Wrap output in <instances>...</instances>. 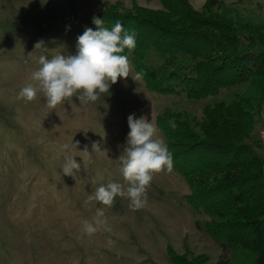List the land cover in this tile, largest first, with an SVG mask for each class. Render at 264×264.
Instances as JSON below:
<instances>
[{"label": "rangeland", "instance_id": "374dc122", "mask_svg": "<svg viewBox=\"0 0 264 264\" xmlns=\"http://www.w3.org/2000/svg\"><path fill=\"white\" fill-rule=\"evenodd\" d=\"M116 1L162 7L159 0H0V264H171L167 246L189 257L206 253L213 264L221 255L219 244L196 225L208 217L193 212L189 187L173 169L155 175L142 209L131 211L127 199L115 198L105 209L111 232L83 235L81 222L104 207L95 201L85 205L95 188L123 182L118 158L126 147L129 115L144 116L158 128L156 116L165 108L199 115L205 103L231 100L245 87L195 101L155 93L129 76L86 106L73 97L72 104L49 113L42 91L31 102L17 99L41 55L76 54L77 37L86 28L96 30L86 19ZM224 1L246 20L264 21V0ZM190 2L199 8L204 0ZM41 40L44 46L34 49ZM253 120L250 140L263 145L264 155V117L256 112ZM77 141V151L86 146L91 153L86 168L82 153L63 149ZM67 155H77V180L63 176Z\"/></svg>", "mask_w": 264, "mask_h": 264}, {"label": "trees", "instance_id": "16d2710c", "mask_svg": "<svg viewBox=\"0 0 264 264\" xmlns=\"http://www.w3.org/2000/svg\"><path fill=\"white\" fill-rule=\"evenodd\" d=\"M159 1L161 8L106 2L86 22L96 28L99 17L110 30L120 21L135 32L130 62L155 93L202 101L245 87L231 100L205 103L199 115L165 108L156 124L189 187L188 204L208 217L196 225L221 248L214 264H264L263 145L250 140L253 113L264 117V21L246 20L224 0L199 8L190 0ZM167 256L171 264H213L206 253L189 257L171 246Z\"/></svg>", "mask_w": 264, "mask_h": 264}, {"label": "clouds", "instance_id": "9594fccd", "mask_svg": "<svg viewBox=\"0 0 264 264\" xmlns=\"http://www.w3.org/2000/svg\"><path fill=\"white\" fill-rule=\"evenodd\" d=\"M96 30L86 28L82 35L77 37V52L72 55L57 54L51 59L41 55L38 63L40 67L31 73V82L19 92L17 99L25 103L34 101L39 92H43L46 107L52 112L57 111L58 105L72 104V98H78L81 105L96 102L102 94L109 92L112 85L119 78L127 79L129 76L135 82L143 78V70L135 75L131 74L129 55L136 48V34L126 30L120 21L109 30L104 27L103 19L93 17ZM44 46L38 41L34 49ZM125 49L128 55H125ZM31 54V53H29ZM130 131L127 134L126 147L119 156L121 167L119 169L123 182L109 181L101 184L90 194L85 205L93 201L103 205L97 208L91 220H83L81 233L92 236L100 231L111 232L105 215V209L114 205L117 196L129 201L131 211L142 209L147 204V193L155 175L164 171L171 172L173 158L167 143L159 135V129L146 117L136 118L131 114L127 118ZM172 127L174 122L169 121ZM79 142L65 144L63 149L71 153L77 151ZM93 150H100L93 144ZM80 157L86 168L91 161V153L85 146ZM67 155L62 166L63 176H70L77 180L76 173L81 171V165L74 157ZM109 245L114 242L109 239Z\"/></svg>", "mask_w": 264, "mask_h": 264}]
</instances>
